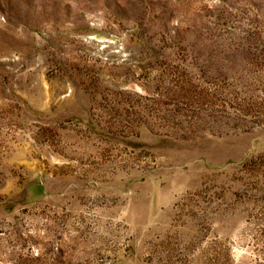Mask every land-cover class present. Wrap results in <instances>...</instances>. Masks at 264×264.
<instances>
[{
    "label": "rangeland",
    "instance_id": "1",
    "mask_svg": "<svg viewBox=\"0 0 264 264\" xmlns=\"http://www.w3.org/2000/svg\"><path fill=\"white\" fill-rule=\"evenodd\" d=\"M0 264H264V0H0Z\"/></svg>",
    "mask_w": 264,
    "mask_h": 264
}]
</instances>
